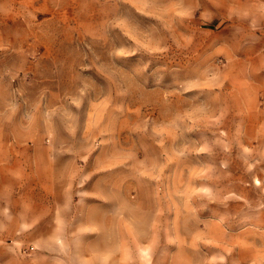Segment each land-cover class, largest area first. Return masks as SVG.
<instances>
[{
	"label": "rangeland",
	"instance_id": "obj_1",
	"mask_svg": "<svg viewBox=\"0 0 264 264\" xmlns=\"http://www.w3.org/2000/svg\"><path fill=\"white\" fill-rule=\"evenodd\" d=\"M238 1L0 0V264H264Z\"/></svg>",
	"mask_w": 264,
	"mask_h": 264
},
{
	"label": "crops",
	"instance_id": "obj_2",
	"mask_svg": "<svg viewBox=\"0 0 264 264\" xmlns=\"http://www.w3.org/2000/svg\"><path fill=\"white\" fill-rule=\"evenodd\" d=\"M228 9L229 11L223 14L226 19L233 20V24L252 23L258 25V59L262 60L261 58H264V0H240L234 2ZM259 108L258 106V119L264 120V108L261 107L260 111ZM261 151H264V149H261ZM262 161L264 160H261V164L258 165V174L260 168L261 178L264 175V163Z\"/></svg>",
	"mask_w": 264,
	"mask_h": 264
}]
</instances>
